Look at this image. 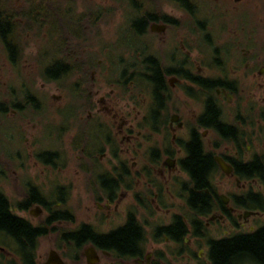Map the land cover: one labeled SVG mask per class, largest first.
Masks as SVG:
<instances>
[{"label": "flooded vegetation", "instance_id": "1", "mask_svg": "<svg viewBox=\"0 0 264 264\" xmlns=\"http://www.w3.org/2000/svg\"><path fill=\"white\" fill-rule=\"evenodd\" d=\"M195 2L120 36L113 100L52 103L57 56L0 74V264H264V0ZM3 9L0 72L24 49Z\"/></svg>", "mask_w": 264, "mask_h": 264}, {"label": "rangeland", "instance_id": "2", "mask_svg": "<svg viewBox=\"0 0 264 264\" xmlns=\"http://www.w3.org/2000/svg\"><path fill=\"white\" fill-rule=\"evenodd\" d=\"M135 1H138L136 4ZM53 0V10L58 14L51 13L50 25L41 23V20L35 22L25 21L20 25L16 22L20 19L19 16L12 22L11 28L16 32L15 41L23 45L22 60L19 62L18 67L8 66L3 72V78L11 80L16 78L32 79L34 78L36 71L39 70L38 58H42L43 63L51 65L52 60L57 56L59 58L68 59L70 64L75 63V54L79 57V69H88V62H92V69L95 70V78H92V72L89 74L81 73L79 70L73 73L64 81L60 82V88L57 90L53 83H48L49 80L45 78L48 75L44 70V77L38 85L43 83L42 94L45 96L63 95V98L58 102V105L62 107L67 101L68 96L72 94V91H79V87L82 86L87 91H92V95L98 99L106 95L111 97L112 100L116 94V59H117V42L121 35L133 30L132 24L138 17L144 16L147 12L167 13L176 17L187 18L186 26L191 25V19L188 18L189 13H186L179 8V2L177 0ZM148 1V2H147ZM178 3H176V2ZM198 1L193 4L192 12L190 15L194 16L201 10L202 13H206L207 6L214 5V0H191ZM151 3V4H150ZM197 3V4H196ZM26 0H6L1 3L0 9L6 7V11L15 13L18 15L23 14L26 10L23 8L26 5ZM141 5L142 7H137ZM144 5V6H143ZM177 6V7H175ZM201 7V9H200ZM41 9V8H40ZM41 12V11H40ZM90 12L100 14L97 22L91 21ZM77 16L80 24H76L77 30H80V38L75 40V35L71 31L66 29V18L58 17V15ZM41 18V17H40ZM212 19V17H207ZM91 19V20H90ZM76 22L75 17H71L70 27L74 28ZM150 31L149 27L147 28ZM195 30V29H194ZM191 30V31H194ZM58 32L57 39L56 32ZM134 31V30H133ZM188 31V29H186ZM54 35V36H53ZM205 39V35L202 36ZM62 38V41H61ZM55 41L58 47H55ZM222 43L226 40L222 39ZM51 44V45H50ZM50 47V48H49ZM56 50V51H55ZM1 52V51H0ZM96 62L92 60L95 59ZM5 56L0 53V66H2ZM86 63V64H85ZM2 71V69H0ZM86 80V82H85ZM76 81V82H75ZM79 82V84H78ZM18 91V89H17ZM76 95H81L77 93ZM54 103V99H50ZM81 105V104H80ZM83 105V104H82ZM76 112L87 113V108H79L77 103L74 104ZM18 116L14 119L18 120ZM14 119H12L14 121ZM34 121H32L33 124ZM11 132V129H10ZM33 129L26 131V136L33 138ZM3 136V135H2ZM72 153V152H70ZM75 158V156H74Z\"/></svg>", "mask_w": 264, "mask_h": 264}, {"label": "trees", "instance_id": "3", "mask_svg": "<svg viewBox=\"0 0 264 264\" xmlns=\"http://www.w3.org/2000/svg\"><path fill=\"white\" fill-rule=\"evenodd\" d=\"M6 0H1V3L4 2ZM60 1V0H58ZM132 2H134L135 0H131ZM149 1V0H148ZM147 1V2H148ZM183 4H189V0H177ZM26 5L23 7L25 8L26 10L24 11V13L18 15L17 12L15 13H11V12H8L9 13V16H10V26H13V23L15 21V18H17L19 16L20 19H17V23L20 25L22 22H25V21H30V22H35L36 20H41V23L43 24H48L50 25V18H51V13L55 14L53 10V0H26ZM135 3L137 4L138 1H135ZM144 6V5H143ZM137 7H142L141 5H137ZM41 8V9H40ZM3 7H2V10L0 9V32L3 33L7 30L6 28V25H4V23L1 21V19L7 14L3 11ZM41 11V12H40ZM147 15V13L145 14V16ZM41 17V18H40ZM75 17L76 19V22L74 23V28H73V34L75 35V40H77L78 38H80L79 34L81 33L80 30H77V26L76 24H80L79 22V18L77 16H73ZM90 17H91V21L89 22H94L96 21L97 22V19L100 17V14L98 13H93V12H90ZM147 17H149L150 19H155L154 17H151V15H148ZM147 19V18H145ZM138 24V23H136ZM141 24V23H140ZM139 25V24H138ZM13 31V29H12ZM61 41H62V38H61ZM51 45V44H50ZM50 48V47H49ZM79 56L75 54V63L73 64L74 65V70L75 72L77 70H79L81 73L85 74V76H87V74H89V71L92 69L91 65H92V62H88V67H89V70L88 69H82L80 70L79 69V60H77ZM64 63L67 62V59H64V58H59V68L58 70L61 71V68L66 70L63 65L64 63H62L63 61ZM93 61L96 62V56H95V59L92 58ZM86 64V63H85ZM52 68L51 69H48V73L52 74L53 72H51ZM70 74L73 73V69L69 71ZM59 74V73H58ZM61 74V73H60ZM76 82V81H75ZM79 84V82H78ZM85 95H91L89 93L84 92Z\"/></svg>", "mask_w": 264, "mask_h": 264}, {"label": "water", "instance_id": "4", "mask_svg": "<svg viewBox=\"0 0 264 264\" xmlns=\"http://www.w3.org/2000/svg\"><path fill=\"white\" fill-rule=\"evenodd\" d=\"M162 27H163V26H162ZM152 28H153V30H160V29H158L159 26H157V24L153 25Z\"/></svg>", "mask_w": 264, "mask_h": 264}]
</instances>
